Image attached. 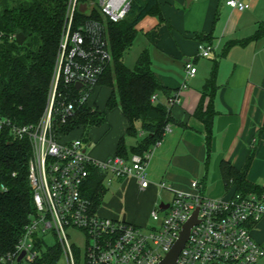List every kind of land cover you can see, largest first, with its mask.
<instances>
[{
	"label": "built area",
	"instance_id": "obj_1",
	"mask_svg": "<svg viewBox=\"0 0 264 264\" xmlns=\"http://www.w3.org/2000/svg\"><path fill=\"white\" fill-rule=\"evenodd\" d=\"M77 2L68 0L46 106L39 120L13 125L0 117V128L8 126L15 137L27 138L31 144L28 184L34 205L14 248L0 250V263L42 264L49 250H59V257L63 254L67 264H75L69 231L77 229L87 238L85 264H158L196 210L197 222L174 264H254L264 256V248L251 233L252 226L264 216V191L214 198L202 194L194 180L190 192L174 191L169 201H163L167 207L161 208L159 202L152 208L154 224L149 228L130 223L123 216L99 215L84 195L94 169L104 173V184L132 177L140 189L147 188L149 151L96 160L88 155L81 136L69 139L68 133L54 127V123L67 122L76 105L86 104L97 93L104 66L112 59L106 21L123 19L131 0H99L89 12L95 8L103 20L87 18L73 30L75 11L86 12L88 8L86 3L77 9ZM226 4L238 10L249 6L242 0H226ZM198 50L200 56L207 57L211 46L200 43ZM185 72L194 75L192 62H185ZM156 99L154 94L151 100ZM179 102L175 94L167 98L166 105ZM158 187L170 188L163 181ZM49 234L55 238V246L48 248L45 239Z\"/></svg>",
	"mask_w": 264,
	"mask_h": 264
},
{
	"label": "crops",
	"instance_id": "obj_2",
	"mask_svg": "<svg viewBox=\"0 0 264 264\" xmlns=\"http://www.w3.org/2000/svg\"><path fill=\"white\" fill-rule=\"evenodd\" d=\"M242 1L248 8L238 10L226 0H157L161 18L146 14L135 26L136 35L145 38L135 51V61L147 49L152 71L170 96L177 94L180 99L169 107L171 121L163 137L149 149L148 187L140 189L132 177L121 181L146 193L150 199L146 213L154 203L165 201L161 198H172L174 191L190 192L194 180L205 196L231 195L235 186L225 184L221 163L239 170L249 155L245 177L258 189L264 188V35L236 43L264 21V0ZM200 43L211 46L209 56L198 54ZM187 61L196 68L192 76L186 75ZM214 64L215 86L204 94L201 88ZM157 98L166 104L165 94ZM199 109L212 113L209 140L206 125L194 116ZM126 127L127 123L125 132ZM105 137L98 140L100 145ZM125 141L133 145L136 139L127 141L125 136ZM117 143L111 150L101 145L96 160L115 155ZM160 181L170 188L160 189ZM251 233L264 248V216ZM254 264H264V256Z\"/></svg>",
	"mask_w": 264,
	"mask_h": 264
},
{
	"label": "trees",
	"instance_id": "obj_3",
	"mask_svg": "<svg viewBox=\"0 0 264 264\" xmlns=\"http://www.w3.org/2000/svg\"><path fill=\"white\" fill-rule=\"evenodd\" d=\"M84 1V0H82ZM68 0H0V117L13 125L35 123L44 112L56 56L59 49ZM146 14L161 18L157 0H131L123 19L106 21L111 62L106 63L97 92L102 87L111 89L106 101L108 109L119 106L126 119L125 136L136 139L127 145L125 136L117 143L116 153L128 157L143 154L163 137L170 123V109L156 94L170 97L159 78L151 69L147 49L138 55L132 68L123 62V55L136 36V24ZM94 8L89 13L75 11L72 29L87 18L101 19ZM20 29L25 40L18 44L14 34ZM264 35V21L257 24L248 38L237 41L244 44ZM216 64L205 79L201 91L210 93L215 86ZM73 116L65 123H54L56 131L70 134L73 130L86 129L105 121L104 113L88 104L76 105ZM194 116L206 125L207 140L212 113L197 110ZM140 133L143 135L140 136ZM31 144L27 138L15 137L8 126L0 128V250L10 251L34 210L32 191L28 184V166ZM249 155L239 170L222 162L221 173L227 187L234 185V192H263L246 177ZM104 173L94 169L88 177L84 195L97 208L101 202ZM59 250H49L45 262L55 264ZM3 264V263H0Z\"/></svg>",
	"mask_w": 264,
	"mask_h": 264
},
{
	"label": "rangeland",
	"instance_id": "obj_4",
	"mask_svg": "<svg viewBox=\"0 0 264 264\" xmlns=\"http://www.w3.org/2000/svg\"><path fill=\"white\" fill-rule=\"evenodd\" d=\"M99 0H93V4L90 0H78L77 9L81 5L87 3L88 8L86 12H89L91 7H97ZM101 17V16H100ZM100 19V18H99ZM101 20L102 17H101ZM145 39L141 33H137L132 44L126 50L123 55V62L128 67L132 68L135 64V51L140 46V42ZM111 89L108 87H102L91 99L88 104L98 111L104 113L105 121L100 125H94L83 129L73 130L68 138L72 139L81 136L84 140V145L88 155L97 159L95 155L98 148L101 147L99 139L106 137L103 140L104 150H111L115 146V142L119 140V137L125 134L126 120L117 105L108 109L106 107V101L110 95ZM132 137H126L127 141H130ZM104 184V183H103ZM165 201H169L170 197L161 198ZM159 199V200H161ZM150 199L146 197V193L136 191L133 184L122 183L121 180L113 179L110 184H104L103 191L101 193V202L97 207V213L101 216L111 217L114 219L122 218L123 214H126V218L130 223L144 226L143 228H149L154 224L151 219L150 213H146V207ZM157 202V201H156ZM157 203H154L155 208ZM152 210V209H151ZM144 222L143 224L141 222ZM47 247L55 246V238L49 234L45 239ZM69 240L73 246L75 264H85V253L87 248L86 236L77 229H71L69 231ZM55 264H67L65 256L62 254Z\"/></svg>",
	"mask_w": 264,
	"mask_h": 264
},
{
	"label": "water",
	"instance_id": "obj_5",
	"mask_svg": "<svg viewBox=\"0 0 264 264\" xmlns=\"http://www.w3.org/2000/svg\"><path fill=\"white\" fill-rule=\"evenodd\" d=\"M14 40L20 45L24 42L25 40V34L23 33L22 30L17 29L14 34ZM76 87H79V83L76 84ZM161 208L167 207V204L164 203L163 201L160 202ZM196 210L193 212V215L185 222L183 225L182 230L180 231L179 238L177 241L174 243L172 248L169 250V252L166 254V256L158 263V264H174L176 261V258L182 249L185 241L187 240L189 230L193 224L197 222L196 220ZM123 218H125V215H123ZM24 252L21 253L19 256V259L23 256Z\"/></svg>",
	"mask_w": 264,
	"mask_h": 264
}]
</instances>
